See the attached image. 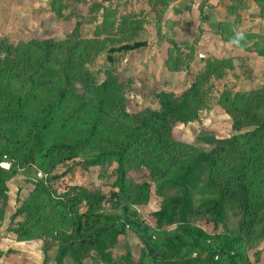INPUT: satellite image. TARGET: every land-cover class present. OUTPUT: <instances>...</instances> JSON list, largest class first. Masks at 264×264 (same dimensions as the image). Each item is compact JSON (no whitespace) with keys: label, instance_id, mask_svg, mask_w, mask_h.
<instances>
[{"label":"trees","instance_id":"1","mask_svg":"<svg viewBox=\"0 0 264 264\" xmlns=\"http://www.w3.org/2000/svg\"><path fill=\"white\" fill-rule=\"evenodd\" d=\"M57 1L50 9L61 18ZM126 1L94 2L91 11H102L103 21L91 38L81 37L77 21L63 40L0 41V231L8 221V235L35 243L44 264L51 252L55 264H255L248 253L264 241V88L219 93L217 105L234 134L203 138L210 150L179 140L176 125L192 124L210 109L215 84L238 69L233 58L209 57L180 94L157 92L158 110L129 113L136 81L121 76L114 55L148 43L137 40L143 20L119 15ZM180 1L146 0L157 38L166 11ZM227 2L234 6L217 17L221 42L264 57L262 35L239 34L232 25L253 4L263 16L264 0ZM107 27L121 38L118 46L104 37ZM167 52L164 67L171 74L199 64L200 53L187 43L171 40ZM103 53L110 67L99 78L91 64ZM70 163L99 168L100 178L111 168L109 196L80 185L59 192L55 184ZM135 169H146L150 182L134 181ZM20 175L24 185L10 210L9 183ZM152 196L159 208L146 220L141 208ZM129 235L138 241V257L129 245L115 257Z\"/></svg>","mask_w":264,"mask_h":264},{"label":"rangeland","instance_id":"2","mask_svg":"<svg viewBox=\"0 0 264 264\" xmlns=\"http://www.w3.org/2000/svg\"><path fill=\"white\" fill-rule=\"evenodd\" d=\"M52 0H0V41L7 39L10 42L28 41V40H44L56 39L63 40L70 34L76 25V22H82L80 27V35L83 38H91L94 36V29L99 26L102 19V11H91L92 5L98 0H59L57 6L62 4V17L56 16L50 9ZM193 5L196 1L195 16L186 22L178 18L175 10L172 8L166 11L163 19V31L161 37H156L153 16H151L150 8L146 0H127L119 5V15L136 16L144 21L146 28L137 40H146L148 46L139 51H133L123 54H115L119 57L118 71L121 76L133 78L136 81L133 94L128 98L126 107L129 113H137L147 109L158 110L159 103L156 97L157 92L162 89L171 90L177 94L184 91L190 83L193 74L200 72L205 61L209 57L216 58H233L238 69L235 72H229L225 79L215 84L213 99L210 109L201 112L200 120L189 124H177L178 128L176 137L187 143L193 144L198 148L210 150L211 145L202 141L203 138L215 136L216 138H227L234 134L232 131V121L224 111L217 105V96L226 89H234L236 92H247L255 89L264 88V57L256 56L245 51H236L232 47L221 42L220 32L218 31L217 17L227 15L228 6L231 5L227 1L213 4L210 7L209 0H189ZM246 1V0H244ZM205 6V7H203ZM232 7L234 4L231 5ZM203 7V8H202ZM231 7V8H232ZM216 8V9H215ZM212 29L205 28V13L213 12ZM241 19L236 20L232 25L237 33L242 34L253 31L262 35L264 38V15L260 8L256 5L240 10ZM171 14V16H169ZM170 17V18H169ZM208 18V17H207ZM225 21L231 20L225 17ZM210 24V25H211ZM205 28V29H204ZM128 31L125 30L124 33ZM109 37L113 46H118L122 40L120 37L114 38L111 30L105 28L104 37ZM103 37V38H104ZM116 37V36H115ZM129 38L125 37V40ZM175 40L176 43L184 42L190 47L196 48L199 64L193 63L192 71L189 73L183 71L178 74L167 72L164 67L167 59V50L170 41ZM110 43V42H109ZM202 56V57H201ZM107 55L103 53L99 55L91 64L92 71L99 78L105 69L110 65L106 60ZM5 166L7 163H4ZM71 170L66 172L55 184L59 192L64 191L72 185H80L87 188H97L109 196L112 191V183L114 178L110 176L111 168L108 175L100 178L99 168H90L84 171L77 163H70ZM65 168L58 169V173H63ZM130 177L138 182H150V177L146 169H135L130 171ZM24 178L20 175L9 183V208L13 210L15 207V199L18 188L24 185ZM152 184V183H151ZM159 199L152 196L148 204L141 208V212L146 220H150V215L158 210ZM8 218V216H7ZM232 218V216H231ZM204 229L210 226L202 219L195 222ZM232 225H237V221L233 220ZM8 227V221H5L1 229V235H8L5 228ZM138 241L132 235L122 237L118 247L113 251V255L118 257L123 254L125 246L129 245L132 252L138 257L140 246ZM251 261L255 264H264V241L260 242L254 249L248 253ZM54 253L49 254V261L45 264H55L53 260ZM258 257V261H257ZM43 258V256H42ZM84 264H92L90 260Z\"/></svg>","mask_w":264,"mask_h":264},{"label":"crops","instance_id":"3","mask_svg":"<svg viewBox=\"0 0 264 264\" xmlns=\"http://www.w3.org/2000/svg\"><path fill=\"white\" fill-rule=\"evenodd\" d=\"M224 1L227 0H209L210 4H212L210 7L213 6L214 8L215 6L213 4H218V2ZM195 4L196 1L194 2V5H191L189 0H181L179 3L172 4L170 9L173 8L175 13L177 12L176 15L178 14V18L188 22L191 17H194L196 14L194 7H197V5ZM169 16H171V14H169ZM204 16L208 17H206L205 20V28L207 30L212 29L213 25L211 23H213V19L216 20L214 11L207 12ZM35 247V243H20L15 241L14 238L9 235L2 236L0 233V264H44L42 254L37 251Z\"/></svg>","mask_w":264,"mask_h":264},{"label":"built area","instance_id":"4","mask_svg":"<svg viewBox=\"0 0 264 264\" xmlns=\"http://www.w3.org/2000/svg\"><path fill=\"white\" fill-rule=\"evenodd\" d=\"M6 166L8 167V164H7ZM4 167H5V165H4ZM7 167H6V168H7ZM38 176H39V177H42V174L40 173V174H38Z\"/></svg>","mask_w":264,"mask_h":264}]
</instances>
